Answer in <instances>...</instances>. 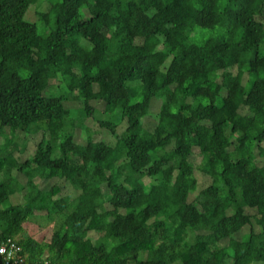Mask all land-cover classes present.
Instances as JSON below:
<instances>
[{
  "label": "trees",
  "instance_id": "obj_1",
  "mask_svg": "<svg viewBox=\"0 0 264 264\" xmlns=\"http://www.w3.org/2000/svg\"><path fill=\"white\" fill-rule=\"evenodd\" d=\"M259 18L264 0H0V244L23 264H264ZM67 102L115 141L67 135ZM17 132L40 134L26 158Z\"/></svg>",
  "mask_w": 264,
  "mask_h": 264
},
{
  "label": "rangeland",
  "instance_id": "obj_2",
  "mask_svg": "<svg viewBox=\"0 0 264 264\" xmlns=\"http://www.w3.org/2000/svg\"><path fill=\"white\" fill-rule=\"evenodd\" d=\"M39 3L36 4H31L25 14V19L28 21H36V13H35V7H38ZM43 5H41L40 7H42ZM263 23H264V18H259ZM37 26H40V23L37 22ZM196 39L198 40V37H196ZM236 72V69H233V73ZM51 87L49 88V91L51 90V92H56L57 90V82L54 83V81L50 84ZM154 102V103H153ZM153 103V104H152ZM159 101L157 99H154L151 102V109L153 107V111L157 110V107L159 106ZM118 105V104H116ZM66 106H70L74 108V116H73V120H72V124L71 127L67 130V135H72L74 140L76 142L79 143H85L86 141H90L94 144H97V142L99 141H103V142H107V143H113L115 140L113 138V136L108 133L106 130L101 129L98 126V123L95 120H91L89 118L86 117L85 113L81 110V106L80 104L77 105H70V103H66ZM103 106L104 104L102 102H99L96 104V107H98L99 111L101 112L103 110ZM236 123H239V125L248 132H252V131H256L259 130L262 125H263V119L261 116H257L256 118H254L253 120H247L246 118H236ZM124 128V123L120 124L117 128V132H120L122 129ZM28 136L29 140L27 141V147H26V152L24 154V157H28L34 149V143H36V141H38L40 134H36V135H27L23 132H17V134L15 135L14 140L17 141L19 144L22 143V141L24 139H26ZM0 141H2V139L0 138ZM262 153H264V150L261 151ZM263 155V154H262ZM1 175V174H0ZM13 175L17 177V180L21 183H24V179L22 178L21 175H17L16 171L13 172ZM2 176V175H1ZM7 177V176H5ZM187 178H191V173H189L187 175ZM54 180V179H53ZM38 187L40 189H45L49 186V183L47 184V182L45 183L43 180H39V179H35L34 180ZM48 182H53L52 180L48 181ZM203 186H206L208 183L206 180L202 181ZM69 190H71L69 187H67L65 189V192H68ZM16 200L18 202H23V198L21 193H16ZM54 218L52 220H47L45 219V216L43 214L37 213L29 223H27L25 225V229L26 232L31 235L32 237H34L35 239L38 240H48L50 235H51V231L52 228L54 226ZM89 236L92 238V240H94L97 237V233L96 232H89ZM148 257V255H147Z\"/></svg>",
  "mask_w": 264,
  "mask_h": 264
},
{
  "label": "built area",
  "instance_id": "obj_3",
  "mask_svg": "<svg viewBox=\"0 0 264 264\" xmlns=\"http://www.w3.org/2000/svg\"><path fill=\"white\" fill-rule=\"evenodd\" d=\"M20 247L11 239L0 244V264H23L24 257L20 253Z\"/></svg>",
  "mask_w": 264,
  "mask_h": 264
}]
</instances>
